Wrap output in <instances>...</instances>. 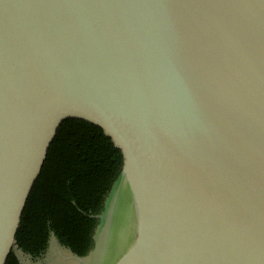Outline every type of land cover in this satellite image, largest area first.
Here are the masks:
<instances>
[{
    "label": "water",
    "instance_id": "water-1",
    "mask_svg": "<svg viewBox=\"0 0 264 264\" xmlns=\"http://www.w3.org/2000/svg\"><path fill=\"white\" fill-rule=\"evenodd\" d=\"M68 124L121 164L93 264H264V0H0V264Z\"/></svg>",
    "mask_w": 264,
    "mask_h": 264
},
{
    "label": "trees",
    "instance_id": "trees-1",
    "mask_svg": "<svg viewBox=\"0 0 264 264\" xmlns=\"http://www.w3.org/2000/svg\"><path fill=\"white\" fill-rule=\"evenodd\" d=\"M120 166L119 156L98 131L84 125H65L33 190L17 248L40 259L53 236L61 247L85 257ZM8 264L21 263L13 253Z\"/></svg>",
    "mask_w": 264,
    "mask_h": 264
},
{
    "label": "rangeland",
    "instance_id": "rangeland-1",
    "mask_svg": "<svg viewBox=\"0 0 264 264\" xmlns=\"http://www.w3.org/2000/svg\"><path fill=\"white\" fill-rule=\"evenodd\" d=\"M15 253L21 264H93L92 255L78 258L67 249L61 247L53 236L50 239L47 252L40 259H33L18 248L15 250Z\"/></svg>",
    "mask_w": 264,
    "mask_h": 264
},
{
    "label": "flooded vegetation",
    "instance_id": "flooded-vegetation-1",
    "mask_svg": "<svg viewBox=\"0 0 264 264\" xmlns=\"http://www.w3.org/2000/svg\"><path fill=\"white\" fill-rule=\"evenodd\" d=\"M108 196H109V194H108ZM108 196L106 197V200H105V205H104V210H105V207H106V201H107V198H108ZM104 212V211H103ZM102 212V213H103ZM101 213V214H102ZM100 214V215H101ZM99 215V216H100ZM99 219V218H98ZM98 226H99V223H98V225L96 226V228L94 229V233H93V244H92V248H91V250L88 252V254L85 256V257H89L90 255H94V253H95V248H96V238H97V228H98ZM85 257H81V258H85Z\"/></svg>",
    "mask_w": 264,
    "mask_h": 264
}]
</instances>
